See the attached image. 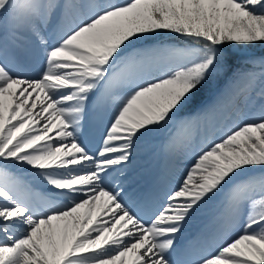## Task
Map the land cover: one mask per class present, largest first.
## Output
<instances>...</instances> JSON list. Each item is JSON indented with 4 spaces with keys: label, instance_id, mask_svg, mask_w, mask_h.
<instances>
[{
    "label": "snow or ice",
    "instance_id": "obj_1",
    "mask_svg": "<svg viewBox=\"0 0 264 264\" xmlns=\"http://www.w3.org/2000/svg\"><path fill=\"white\" fill-rule=\"evenodd\" d=\"M257 44L264 0H0V264H264ZM17 51L39 54L35 75ZM90 103L108 113L95 152L79 135ZM184 109L194 162L146 219L106 178ZM201 126L197 147L187 134ZM212 201L210 225L173 259Z\"/></svg>",
    "mask_w": 264,
    "mask_h": 264
},
{
    "label": "bare ground",
    "instance_id": "obj_2",
    "mask_svg": "<svg viewBox=\"0 0 264 264\" xmlns=\"http://www.w3.org/2000/svg\"><path fill=\"white\" fill-rule=\"evenodd\" d=\"M159 39L167 42L171 40L170 36ZM17 59L28 75H35L40 69L39 54L28 56L20 52ZM88 111L89 115L85 114L82 120L79 135L89 151L95 152L102 141L108 113L92 103L89 104ZM216 127H219V124ZM220 134L216 132L217 136ZM187 135L191 137L192 144L199 147L206 135L205 126L190 130ZM170 140H174V143L171 148H168ZM137 141L141 143L139 145L135 143L130 161L120 168H114L105 182L113 187L117 183L121 184L125 191V201L147 219L151 216L152 210L164 202L165 194L173 189L186 174L185 170L194 162V156L185 147L187 141L178 132L177 124L174 132L168 133L166 137L161 138L157 131L155 133L153 131ZM138 151L141 153L135 155ZM214 214L215 202L212 201L202 205L201 209L189 218L182 232L176 237V251L173 252V259L179 258L180 250L210 225ZM240 231L242 228L237 227L233 235Z\"/></svg>",
    "mask_w": 264,
    "mask_h": 264
},
{
    "label": "rangeland",
    "instance_id": "obj_3",
    "mask_svg": "<svg viewBox=\"0 0 264 264\" xmlns=\"http://www.w3.org/2000/svg\"><path fill=\"white\" fill-rule=\"evenodd\" d=\"M168 36H170V34L167 32H164V33H161L159 38H164V37H168ZM170 42L176 43V41H173V40H170ZM253 51L257 55L264 53V45L257 44L255 46V48L253 49ZM19 53H20V51L16 52V54H15L16 58L19 56ZM225 81H226V78L221 79L218 86L215 89H213L212 91H208L207 89H202L201 93H200L201 99L204 101H210L215 95H217L223 89ZM192 111H193L192 109L182 110L181 113H179L178 116L175 117L172 122H170L168 125L164 126L163 128L154 130V133H155V131H157L159 137H161V138L166 137L168 135V133H171V132L173 133L175 126H176V120L181 119L183 116H187L189 114H192ZM86 115H89L88 110H87ZM140 143L141 142H139V141L136 142L137 145H139ZM140 153H141V151H138L135 155L140 154Z\"/></svg>",
    "mask_w": 264,
    "mask_h": 264
}]
</instances>
